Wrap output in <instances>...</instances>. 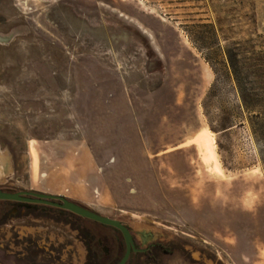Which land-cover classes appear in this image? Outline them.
<instances>
[{"label": "rangeland", "instance_id": "374dc122", "mask_svg": "<svg viewBox=\"0 0 264 264\" xmlns=\"http://www.w3.org/2000/svg\"><path fill=\"white\" fill-rule=\"evenodd\" d=\"M218 10L264 52V0H0V189L121 223L137 248L157 247L134 264H264V109L245 112L188 37ZM207 134L221 172L192 145ZM5 225L0 264H25L10 254L14 227L20 243L47 244L44 264L85 262L67 225Z\"/></svg>", "mask_w": 264, "mask_h": 264}, {"label": "flooded vegetation", "instance_id": "af4514ba", "mask_svg": "<svg viewBox=\"0 0 264 264\" xmlns=\"http://www.w3.org/2000/svg\"><path fill=\"white\" fill-rule=\"evenodd\" d=\"M0 192L6 194H18L20 191H13L8 189H0ZM26 199H32L31 197H24ZM39 220V221H52L61 225H67V227L83 240V250L85 254L84 264H118L125 254V245L119 232L117 234L121 238V242L117 239H112L110 245L105 244L104 238L100 234L93 233L90 230H82L80 227L75 225V220H84L66 211L49 207L42 204L24 203V202H9L0 201V231L7 228L5 224L12 223L16 224L20 220ZM86 221V220H85ZM90 222V221H89ZM10 229L13 227H9ZM19 227H14L12 231L16 237L12 240L9 245L16 253H10L15 259H21L19 263L25 264H44L43 259H47L48 251L45 249L47 244L36 241L19 242ZM26 237V236H25ZM111 239V238H110ZM133 241V239H132ZM3 241L0 240V243ZM133 246L136 252L130 251L126 264H134L136 259H141L146 255H149L154 250L155 246H150L147 249H139L136 247L133 241ZM3 246L0 245V250H3ZM24 250V251H23ZM46 252L47 254H45ZM52 254V252H51ZM59 257V254L56 253ZM39 260V261H38Z\"/></svg>", "mask_w": 264, "mask_h": 264}, {"label": "trees", "instance_id": "16d2710c", "mask_svg": "<svg viewBox=\"0 0 264 264\" xmlns=\"http://www.w3.org/2000/svg\"><path fill=\"white\" fill-rule=\"evenodd\" d=\"M213 14L214 22L199 20L187 27L191 44L207 64L215 62L229 73L245 112L252 114L257 107L264 109V52H254L255 44L250 39L236 41L231 37L233 33L222 28L225 20L219 18V14L224 13L218 10ZM221 43L224 48L220 47ZM219 52L221 61H218Z\"/></svg>", "mask_w": 264, "mask_h": 264}, {"label": "water", "instance_id": "95a60500", "mask_svg": "<svg viewBox=\"0 0 264 264\" xmlns=\"http://www.w3.org/2000/svg\"><path fill=\"white\" fill-rule=\"evenodd\" d=\"M24 197H31L32 199H26ZM0 201L42 204L66 211L81 219L116 230L121 235L125 245V254L118 264H126L130 251L132 250L133 252H136L128 229L124 227L121 223L99 216L96 213L90 211L89 209L82 207L62 197L28 193V192H20L18 194H6L0 192Z\"/></svg>", "mask_w": 264, "mask_h": 264}, {"label": "bare ground", "instance_id": "6f19581e", "mask_svg": "<svg viewBox=\"0 0 264 264\" xmlns=\"http://www.w3.org/2000/svg\"><path fill=\"white\" fill-rule=\"evenodd\" d=\"M146 35L149 36L148 33H146ZM211 137L212 136L210 134H207L202 139H199V140L193 142L192 145L194 147H198L199 150L202 152L201 159H202V162L204 164L212 163L213 164V169L215 171L221 172V168H220L219 163L217 161V157H216V154H215V151H214V145L212 144ZM50 147H51V149H52V151L54 153L60 154L63 151L68 150L70 145L60 144V143H53L52 142V145H50ZM0 159H1L0 161L3 164L4 163L3 158L1 157Z\"/></svg>", "mask_w": 264, "mask_h": 264}]
</instances>
